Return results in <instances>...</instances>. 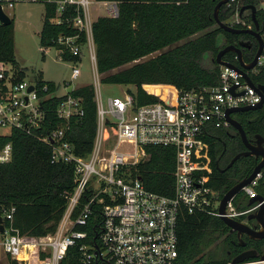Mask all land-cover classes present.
I'll return each instance as SVG.
<instances>
[{"label": "built area", "instance_id": "2783aa9c", "mask_svg": "<svg viewBox=\"0 0 264 264\" xmlns=\"http://www.w3.org/2000/svg\"><path fill=\"white\" fill-rule=\"evenodd\" d=\"M21 3L43 4L45 11L51 12L49 22L66 27L48 44H40L39 51L53 50L57 62L69 64L70 83L80 76L82 54L87 53L95 81L96 134L90 152L76 155L68 132L69 123L83 114L80 98L69 92L60 95L59 88L50 91L34 75L27 80L25 69L18 64L0 62V136L11 130L30 136L49 148L52 164L74 168V187L64 195L66 205L56 230L40 241L26 240L13 226L15 208L0 205V254L10 264H63L68 250L76 248L81 264H95V260L96 264H178L176 229L180 211L220 219L219 194L210 186L212 166L207 138L213 130L230 127L225 119L227 110L255 106L261 101L260 95L235 70L219 66L216 85L178 91L173 107L160 103L137 106L128 93L110 97L104 105L92 26L98 17H117V3L0 0V11L12 20L10 12ZM247 5L264 9V0H227L225 6L232 13L223 23L236 29H253L248 20L250 11L240 15ZM263 65L264 45L255 68L247 74L257 73ZM53 98L59 99L54 109L56 127L47 130V103ZM146 147L174 149L173 196L146 190L132 175L131 169L148 158ZM10 159L11 145L7 143L0 149V164ZM260 177L257 174L241 190L247 201L257 196L255 187ZM233 199L225 207L224 216L229 219L243 218L259 207L254 203L238 210ZM92 216L100 217V223L90 244L87 233L77 228L85 227ZM39 254L47 255L48 260L35 263ZM240 264H264V260L255 258Z\"/></svg>", "mask_w": 264, "mask_h": 264}, {"label": "trees", "instance_id": "16d2710c", "mask_svg": "<svg viewBox=\"0 0 264 264\" xmlns=\"http://www.w3.org/2000/svg\"><path fill=\"white\" fill-rule=\"evenodd\" d=\"M97 1L116 2L118 6L117 17H98L92 26L100 82L132 86L133 91H128V94L134 98L137 106L160 103L173 107L178 91L216 85L219 66L215 56L219 50L229 45L237 46L241 40H252L249 35L231 34L216 25L213 11L221 0ZM231 13L223 5L218 18L221 22H226ZM50 14V11L44 12L39 34L40 44H48L51 38L66 30L65 26L51 24L48 20ZM255 18L259 24V34L264 38V9H257ZM250 19L249 17L248 20L251 21ZM155 53L158 54L140 62ZM209 55H212V61L208 67H204L203 62ZM234 57L235 54L229 52L222 60L237 64ZM2 61L17 64L14 58L12 21L9 26L0 27V62ZM128 64L132 65L118 70ZM33 75L40 84L46 83L50 91L58 88L52 82H44L39 72H33ZM248 76L255 85L264 87V65L258 68L257 73L250 72ZM69 94L80 98L83 110L76 122L69 123V137L75 154L85 156L90 152L96 134L94 90L92 86H83L75 88ZM58 100L53 98L47 103V130L56 127L54 109ZM232 117L241 125L248 141L258 135L264 136V103L259 110L235 113ZM207 142L210 144L212 166L210 186L218 192L221 199L231 187L251 174L255 162L253 158L242 157L226 171L219 172L216 164L221 166L225 157L228 162L244 151V145L232 128L211 131ZM222 142L225 144L224 150ZM7 143L11 145V159L8 163L0 164V205L14 207V228L26 240L38 242L56 230L66 205L64 195L74 187V168L72 165L52 164L50 150L46 145L16 130L0 136V149ZM144 150L148 158L131 169L132 175L140 179L146 190L165 197L173 196L174 149L146 147ZM260 174L255 190L257 194L264 196V167ZM233 203L238 210L245 209L248 205L243 193L238 194ZM99 223L100 217L92 216L85 227L77 228L87 233V243H92ZM228 231L217 217L201 213L188 214L182 209L176 229L177 263L230 262L233 253L217 257L220 246H224V249L230 247L225 238ZM253 246L258 255L264 252V240ZM46 260L48 256L45 254L35 257V263ZM62 263L81 264L77 249L70 248ZM12 264L15 262L12 261Z\"/></svg>", "mask_w": 264, "mask_h": 264}, {"label": "water", "instance_id": "95a60500", "mask_svg": "<svg viewBox=\"0 0 264 264\" xmlns=\"http://www.w3.org/2000/svg\"><path fill=\"white\" fill-rule=\"evenodd\" d=\"M226 2H227V0H221L215 5L214 11H213V20L215 21L216 25L220 29H222L223 31L231 33V34H237V35L243 34V35H249V36L253 37L257 43V50L254 54L252 61L249 64H245L241 48H247L248 47L247 44L246 43H239L238 46L229 45V46H226V47L222 48L221 50H219V52L215 56V61H216L218 66L230 67L233 70H235L243 78V80L246 82V84L249 87L255 89L261 97V101L258 104H256L255 106L238 107V108H233V109H229L226 111L225 119H226L227 123L230 125L231 128H233L237 132V134L240 136V139H241L243 145L247 149V152L241 153V154L235 156L231 160V162L229 163L228 167H230L236 160H238L242 156H244V157L245 156H252V155H254L255 157L261 156L262 161L260 163H258V165L253 169V171L251 172V174L247 178H245V179L241 180L240 182H238L237 184H235L233 187H231L223 195V197L220 199V202H219L218 213L220 214V220L225 224V226L231 232L235 231V232H237L238 235L246 234L251 239H262V238H264V196L257 194V196L255 198L249 199L248 205H247V206H251L254 203H259L258 209L255 210V212H253V214L249 215L247 218L248 220L257 221L258 225L260 226L259 230H254V229L250 228L248 225H246L245 223L238 222L236 220L229 219V218H226L224 216L225 207H226L227 203L230 200H232L233 198H235L238 194H240L241 190L244 187L250 185L251 182L256 178L257 174H259L261 172L262 168L264 167V149L261 148V143H260V141L264 142V138L258 137L257 146L253 147L247 141L241 125L236 120H234L232 118V114L247 112V111H253V110H259L263 106V103H264V87L261 85H255L252 82V80L250 79V77L248 76L247 72L251 71L256 66L257 60H258V58L262 52V48L264 45V38L261 37L259 34V24L255 18L256 9L252 5L243 6L240 10V15L245 10L250 11L251 21L254 25L253 29H236V28H232V27L226 25L225 23L221 22L218 18V13H219L220 8L223 5H225ZM0 23L3 27L9 26L11 24V20L7 16H5L1 11H0ZM229 52L235 54V56L237 57V64L225 62L222 60V57L226 53H229ZM30 90H31V88H29V91ZM231 92L234 93V88H232ZM216 168L219 172L224 171V170L220 169L217 164H216ZM1 231H2V225H1V219H0V232ZM98 254H99V252H98ZM94 255L96 257V252H94ZM255 258H260L261 260H264V252L261 255H258L254 251H250V250L245 251L242 254L238 255L237 257L233 258V260L231 261V264H240V263H243L244 261H247L249 259H255ZM99 259H102L100 254H99ZM104 261H106V260H104ZM96 263L97 262L95 260V264Z\"/></svg>", "mask_w": 264, "mask_h": 264}, {"label": "rangeland", "instance_id": "374dc122", "mask_svg": "<svg viewBox=\"0 0 264 264\" xmlns=\"http://www.w3.org/2000/svg\"><path fill=\"white\" fill-rule=\"evenodd\" d=\"M44 11L45 6L43 4L21 3L10 12L13 25L14 58L15 62L25 69L26 79L29 80L33 76V72H39L44 82H52L58 86L60 95L78 87L92 86L94 88L95 81L92 77L86 52H83L80 62V76L70 83L69 64L57 62L53 50L45 53L39 51L41 48L39 34L43 24ZM157 54L147 56L140 62ZM211 61L212 55L207 56L203 66L208 67ZM131 65L128 64L118 70L126 69ZM99 89L104 105L110 97H122L128 91H133L132 86L104 84L100 81ZM0 264H10V261L2 253L0 254Z\"/></svg>", "mask_w": 264, "mask_h": 264}, {"label": "flooded vegetation", "instance_id": "af4514ba", "mask_svg": "<svg viewBox=\"0 0 264 264\" xmlns=\"http://www.w3.org/2000/svg\"><path fill=\"white\" fill-rule=\"evenodd\" d=\"M251 37V36H250ZM239 43H246L247 44V48H241L242 50V55L244 58V62L245 64H249L253 57H254V54L257 50V43L256 41L254 40V38L252 37V40H248V41H239ZM238 43V44H239ZM238 46V45H237ZM248 51L249 53L247 54ZM253 55V57H252ZM255 68V67H254ZM253 68V69H254ZM252 69V70H253ZM233 116V114H232ZM233 118V117H232ZM231 128V127H229ZM229 128H226V129H222V130H227ZM233 129V128H232ZM236 132V131H235ZM237 133V132H236ZM240 137V136H239ZM258 137H261V138H264V136H261V135H258L255 137V139L253 140H250L248 141L250 145H252L253 147H256L257 146V142H258ZM242 142V141H241ZM261 148L264 149V142H261ZM243 144V143H242ZM222 146H223V150L225 149V144L224 142H222ZM247 152V149L245 148L244 146V151L236 154L235 156L241 154V153H245ZM233 156L228 162H226V157L223 159V161L221 162V166H218L220 169L226 171L227 169H229L236 161H238L240 158L244 157H240L238 160H236L230 167H228L229 163L231 162V160L235 157ZM246 158L249 157V158H253L254 162H255V167L258 165V163H260L262 161V157L261 156H258V157H255L254 155L252 156H245ZM228 167V168H227ZM254 167V168H255ZM223 171V172H224ZM247 201V200H246ZM248 202V201H247ZM253 214V213H252ZM251 215V214H250ZM249 215L243 217V218H239V219H236V221L238 222H242V223H245L246 225H248L250 228L254 229V230H259L260 229V226L258 225L257 221L255 220H248ZM229 230V229H228ZM228 242H229V246L228 249H224V246H220L219 249L217 250L218 253H217V257H222L224 253H226L227 255H230L231 253H233V258L237 257L238 255L242 254L243 252L245 251H254L256 254V250H255V247L253 245H255L257 242L259 241H263L264 238L262 239H251L249 238L246 234H242V235H238L237 232H231L230 230L228 231V234L226 235V237ZM248 245L250 246V248H248ZM231 249V251H230ZM264 251V249H263ZM233 258L230 260V262L233 260Z\"/></svg>", "mask_w": 264, "mask_h": 264}]
</instances>
